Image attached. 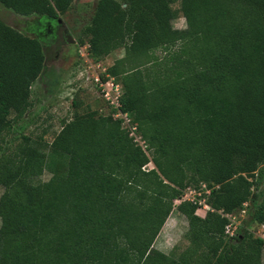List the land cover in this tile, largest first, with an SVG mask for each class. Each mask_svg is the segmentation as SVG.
I'll list each match as a JSON object with an SVG mask.
<instances>
[{
  "label": "trees",
  "instance_id": "16d2710c",
  "mask_svg": "<svg viewBox=\"0 0 264 264\" xmlns=\"http://www.w3.org/2000/svg\"><path fill=\"white\" fill-rule=\"evenodd\" d=\"M75 1L0 0L52 19ZM82 37L97 59L126 51L101 79L120 77V108L105 99L113 115L63 126L48 181L28 137L0 158V264H264V0H100ZM45 62L38 39L0 21V138L33 107ZM203 184L205 216L199 202L176 205ZM174 210L190 245L167 255L155 242ZM243 212L230 237L228 216Z\"/></svg>",
  "mask_w": 264,
  "mask_h": 264
},
{
  "label": "rangeland",
  "instance_id": "374dc122",
  "mask_svg": "<svg viewBox=\"0 0 264 264\" xmlns=\"http://www.w3.org/2000/svg\"><path fill=\"white\" fill-rule=\"evenodd\" d=\"M99 1L76 0L70 10L59 19L21 17L0 2V21L26 36L38 39L44 46L46 57L44 73L32 87L33 107L24 118L14 122L12 129L0 138V158L11 153L25 137L32 139L47 154L44 174L39 179L42 182L48 181L58 165L63 163L51 153L50 145L66 123L86 113H97V116L103 117L114 114L105 100L103 90L106 84L104 85L101 79L102 75H107L115 63L125 56L126 51L119 49L107 57L97 59L90 54L89 45L78 44L83 39V30L90 24ZM172 8L175 13L173 27L186 29L187 23L181 12L180 2L174 3ZM67 36H71L75 42L69 43ZM156 53L159 57H165L163 51ZM114 78L115 83L121 85L120 77ZM11 118L13 119L14 115ZM202 147L198 145L188 154L193 157ZM153 168L152 164L147 166V169ZM192 190L193 194L197 192V196L194 194L196 198L204 199L200 189ZM4 192V189L0 188V201ZM204 203L205 201H202V209L198 211L201 216H205L208 211ZM245 219V214L236 215L238 227ZM2 225L3 217L0 215V229ZM187 231V219L174 210L157 238L155 248L167 255L179 254L190 245L186 239ZM256 231L264 236V231Z\"/></svg>",
  "mask_w": 264,
  "mask_h": 264
},
{
  "label": "built area",
  "instance_id": "2783aa9c",
  "mask_svg": "<svg viewBox=\"0 0 264 264\" xmlns=\"http://www.w3.org/2000/svg\"><path fill=\"white\" fill-rule=\"evenodd\" d=\"M111 79L110 81H108L105 85V89L103 90V94L104 97L107 101H109L115 108H120V99L123 95V91L121 88V85H119L118 83H115V81ZM103 85V86H104ZM102 86V87H103ZM107 86H111V87H107ZM117 118H123L125 120V125L129 126L130 125V120L129 117L127 116V114H122L121 112H119L118 114H116ZM132 132L131 135L133 137L136 138V141L139 142L141 145H144V143L142 142L141 138L138 137L135 133L136 128L131 127ZM141 141V142H140ZM194 188H188L187 192L184 193V196L182 198V200H178L176 201V205L180 204L182 201H189V202H199L200 205H202V201L204 200H199L198 198H196L197 196V192L195 191V195L193 194V190ZM202 194H210V190H208L206 185H202L200 188ZM200 192V191H198ZM199 195H201V193H198ZM205 205V204H204ZM207 206V205H206ZM208 210L210 209L207 206ZM243 214H245V212H243ZM229 220H230V224L226 227V234L229 235L230 237H234L237 234V231L240 227H238L237 220H236V216H228ZM264 238V236H262Z\"/></svg>",
  "mask_w": 264,
  "mask_h": 264
},
{
  "label": "water",
  "instance_id": "95a60500",
  "mask_svg": "<svg viewBox=\"0 0 264 264\" xmlns=\"http://www.w3.org/2000/svg\"><path fill=\"white\" fill-rule=\"evenodd\" d=\"M66 39H67V41L69 43H74L75 42L71 36H67Z\"/></svg>",
  "mask_w": 264,
  "mask_h": 264
}]
</instances>
